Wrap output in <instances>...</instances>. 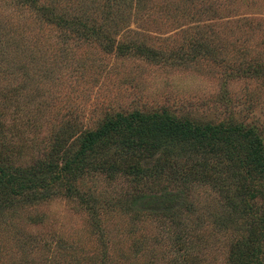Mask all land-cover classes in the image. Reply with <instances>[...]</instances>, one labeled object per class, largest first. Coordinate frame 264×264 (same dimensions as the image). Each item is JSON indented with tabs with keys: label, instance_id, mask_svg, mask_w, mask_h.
Masks as SVG:
<instances>
[{
	"label": "rangeland",
	"instance_id": "374dc122",
	"mask_svg": "<svg viewBox=\"0 0 264 264\" xmlns=\"http://www.w3.org/2000/svg\"><path fill=\"white\" fill-rule=\"evenodd\" d=\"M135 113L157 121L77 161ZM164 113L221 127L228 155L119 146ZM250 128L264 142V0H0V165L20 178L0 187V264H232L264 224Z\"/></svg>",
	"mask_w": 264,
	"mask_h": 264
},
{
	"label": "trees",
	"instance_id": "16d2710c",
	"mask_svg": "<svg viewBox=\"0 0 264 264\" xmlns=\"http://www.w3.org/2000/svg\"><path fill=\"white\" fill-rule=\"evenodd\" d=\"M157 116V114L142 116L139 113H135L131 115V120H128L123 115L117 119L109 118L99 131L90 132L86 142L82 145V149L78 154L80 158L77 161L80 160V162L85 164L94 158L109 155V135L111 130L116 131L123 126L132 128L135 124L155 122L157 121ZM161 117L165 119L162 126V129L165 130L164 133L140 132L135 135H127L120 141L119 146H139L157 150L161 149L167 155H170L176 152L177 145L182 144L183 154L181 153V155L185 156L189 153H208L211 151V146H216L218 148L214 152L215 154L218 156H222L223 154L228 155L227 152L229 149L227 147L225 149L223 145L214 143L218 133L222 130L221 127L212 124H198L187 119L180 120L176 116L168 113L162 114ZM246 133L250 146L247 148L246 153H244L245 158L241 156L239 151L237 154L239 155L238 158L241 165L248 167V176L251 177L253 175L254 177L243 188L244 193L253 192L255 190L251 189L253 180H255V177L258 178L260 175H264V142L252 128L248 129ZM71 162L73 163L74 161H67L65 167H60V169H69L72 164ZM2 165H0V187L4 186V184L15 185L19 183L20 178L10 172L8 168L4 167V164ZM122 167L127 171H133L143 166L140 162H127ZM57 178L58 176L52 177L53 181ZM239 178L242 181L246 180V177L241 174ZM29 182L31 183V187L41 185V182L37 178H31ZM256 189L259 188L256 187ZM251 236L250 244L245 249L235 251L231 256L232 264H251V259L256 258L258 260L261 253L264 254V224H259L255 227Z\"/></svg>",
	"mask_w": 264,
	"mask_h": 264
}]
</instances>
